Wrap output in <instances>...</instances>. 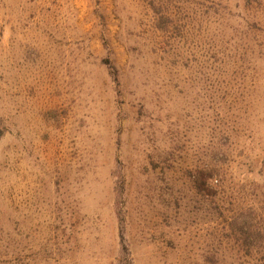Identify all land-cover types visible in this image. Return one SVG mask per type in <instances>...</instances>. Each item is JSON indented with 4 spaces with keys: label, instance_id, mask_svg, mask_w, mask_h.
Here are the masks:
<instances>
[{
    "label": "rangeland",
    "instance_id": "374dc122",
    "mask_svg": "<svg viewBox=\"0 0 264 264\" xmlns=\"http://www.w3.org/2000/svg\"><path fill=\"white\" fill-rule=\"evenodd\" d=\"M0 264H264V0H0Z\"/></svg>",
    "mask_w": 264,
    "mask_h": 264
},
{
    "label": "trees",
    "instance_id": "16d2710c",
    "mask_svg": "<svg viewBox=\"0 0 264 264\" xmlns=\"http://www.w3.org/2000/svg\"><path fill=\"white\" fill-rule=\"evenodd\" d=\"M108 65H109V68H111L112 70H114L113 67H112V65H110V64H108Z\"/></svg>",
    "mask_w": 264,
    "mask_h": 264
}]
</instances>
